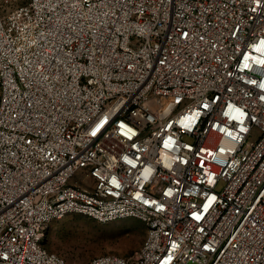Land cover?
Returning a JSON list of instances; mask_svg holds the SVG:
<instances>
[{
	"label": "built area",
	"instance_id": "2783aa9c",
	"mask_svg": "<svg viewBox=\"0 0 264 264\" xmlns=\"http://www.w3.org/2000/svg\"><path fill=\"white\" fill-rule=\"evenodd\" d=\"M4 2L0 264L69 214L146 227L85 264H264V0Z\"/></svg>",
	"mask_w": 264,
	"mask_h": 264
},
{
	"label": "rangeland",
	"instance_id": "374dc122",
	"mask_svg": "<svg viewBox=\"0 0 264 264\" xmlns=\"http://www.w3.org/2000/svg\"><path fill=\"white\" fill-rule=\"evenodd\" d=\"M26 1L12 0V3L16 5ZM4 7V0H0V8ZM79 184L90 186L92 180L80 181ZM145 235L146 227L138 219L100 222L81 214H69L49 225L45 245L62 255L67 264H85L97 255H130L140 248Z\"/></svg>",
	"mask_w": 264,
	"mask_h": 264
}]
</instances>
